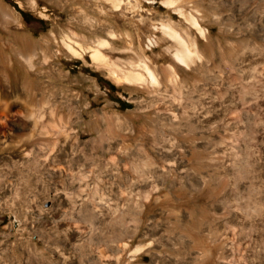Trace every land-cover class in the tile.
Segmentation results:
<instances>
[{"label":"rangeland","instance_id":"374dc122","mask_svg":"<svg viewBox=\"0 0 264 264\" xmlns=\"http://www.w3.org/2000/svg\"><path fill=\"white\" fill-rule=\"evenodd\" d=\"M0 1L17 17L16 24L0 19V72L7 75L0 81V264H78L83 258L96 264L97 247L106 264H264V87L252 82L255 93L243 101L242 85L249 82L231 76L237 67L242 72L264 68V0L176 2L208 30L206 37L163 0H120L118 5L115 0ZM168 18L183 29L185 44L195 39L209 57L201 52L202 59L190 67L177 61L175 39L161 30ZM15 32L37 45L18 43ZM256 32L263 38L253 43ZM144 63L155 72L159 88L166 84L173 92L167 98L186 111L179 113V103L168 108L158 92L150 91ZM37 69L44 76V95L32 94L26 82L27 71ZM48 102L79 108L71 130L81 134L73 142L76 155L88 154L87 139L98 137L93 125L100 110L135 112L129 142H147L154 155L160 154L159 132L171 135L165 145L171 153L165 160L169 176L147 184L139 180L133 187L131 179L150 166L136 171L130 164L102 165L94 182L105 187L99 192L84 188L90 199L104 194L145 204L136 234L118 240L126 242L118 260L109 244L114 233L132 229L127 204L123 219L116 212L95 213L102 221L92 230L67 212L57 167H65L73 140L49 144L34 162L18 153L40 145V126L33 129L20 108ZM224 118L230 121L226 129L219 125ZM49 154H57L55 172ZM86 163L74 166L75 175L84 165L94 168ZM197 235L202 243L193 247Z\"/></svg>","mask_w":264,"mask_h":264},{"label":"bare ground","instance_id":"6f19581e","mask_svg":"<svg viewBox=\"0 0 264 264\" xmlns=\"http://www.w3.org/2000/svg\"><path fill=\"white\" fill-rule=\"evenodd\" d=\"M120 0H115L113 2L114 5H118ZM167 5L173 6L175 10H177L180 14H183L184 17L190 22V24L197 29L196 31L202 37H206L208 30L201 26L200 23L196 20L193 14L190 12H184V8L179 3L180 0H163ZM185 1V0H184ZM189 2V1H188ZM241 4H239L240 6ZM241 8H238L240 11ZM241 12H239L240 14ZM0 19L2 21H11L15 23L14 20H17V17L9 10L8 7L3 5L0 1ZM16 24V23H15ZM161 30L165 36H169L175 39L177 50L175 53L176 60L179 61L181 64L190 67L192 66L191 63H195L198 60L202 59L201 52L204 53L206 57H209L207 49H200V46L196 42L195 39H191L189 43L185 44L183 40L182 28H177L171 19H166L162 22ZM4 31V30H3ZM10 31V30H9ZM11 33V32H7ZM16 33V32H15ZM11 35V34H10ZM29 36V35H28ZM25 34H15L16 41L21 42L23 45L27 46H35L37 45L36 41L31 40ZM187 36V33L185 34ZM31 37V36H30ZM256 37V38H255ZM255 37L253 39V43L259 42V38H263L260 33L256 32ZM259 37V38H258ZM162 38V37H161ZM35 40V39H34ZM246 43L249 42V38H245ZM18 42V43H19ZM4 43V42H3ZM16 44V43H15ZM12 45V44H11ZM174 46V45H173ZM172 47V45L167 46V50ZM74 50V49H73ZM98 51L96 50L95 53ZM15 53V52H14ZM12 55V54H11ZM12 57V56H11ZM4 58V57H3ZM12 59V58H11ZM15 59V58H14ZM18 61V60H17ZM6 62V61H5ZM14 63V62H13ZM19 63V61H18ZM237 64V62H235ZM7 65V62L4 63ZM3 66V65H2ZM8 66V65H7ZM14 66V65H13ZM238 66V64H237ZM143 67L146 69L147 73L150 75L149 84L151 85L150 91L153 92V89L158 92L160 98L163 100L164 103L171 108L173 104L179 103V113L184 111V108H181V103L176 102L174 99L167 98L169 95H172L173 92L167 88L166 84L163 85L162 90L159 88V81L153 69L147 64L144 63ZM171 68H174V65L170 64ZM193 68V67H192ZM42 69V68H41ZM203 74L205 70H202ZM44 72V71H43ZM264 68H258L256 65L253 68H248L246 72H242V69L235 68L233 71L232 79L235 81H239L242 84L244 82H249L244 86L243 91L240 92L239 98L243 101H247L249 96L255 93V89L253 88L254 84H259L264 87V76L263 73ZM128 75H131L128 72ZM26 82L29 88H33L34 91L32 94L36 95V91H40L39 95H44V76L40 69L36 71H27L26 74ZM57 73L51 74L52 79H57ZM139 84L145 87L144 78L142 76H135ZM130 80L132 79L129 77ZM7 80V75L3 72H0V81L5 82ZM173 83H177V78H174ZM179 85V83H178ZM27 86V87H28ZM48 86V85H47ZM148 86V85H147ZM146 86V87H147ZM157 86V87H156ZM51 87V86H49ZM149 87V86H148ZM156 87V88H155ZM182 87V86H181ZM252 87V89H251ZM250 88V89H248ZM247 94V96H245ZM46 97V96H45ZM52 99V98H51ZM249 102V101H248ZM138 103V102H137ZM154 104V103H153ZM82 105V104H81ZM11 104H7L5 107L7 113L12 109ZM29 110L20 108L21 111L27 117H31L32 122L31 127L35 129L36 127L40 126L39 130V147L38 150H26L25 148H21L18 153L24 154L27 156L28 161L34 162L35 159L38 157L40 151H45L48 149V145L52 143H59V144H69L70 140H73L72 143L69 144L68 149V157L66 159L65 167L59 168L57 175L61 177V182H64L62 186L64 197L67 199V203L69 204L68 213L69 217L73 220H77L76 216L79 215V219L83 222L85 226L89 228V230L94 229L97 227L102 219L95 218V213L97 215L104 214L106 212H113L118 213L121 219L124 218L125 212L123 205L127 204V211L131 214L133 219V226L129 232L123 233L118 235V233H114L110 238L112 242L109 244L111 248L113 245V249L111 250L110 255H113L116 260L119 259L121 253L124 251L126 247V242L123 241V244H119L118 240L122 239L125 236L132 237L136 234L138 227L142 224L143 221V213L145 209V204L143 201L138 200L133 202V198L127 197L126 201H120L118 198H107L104 194H100L93 199L85 196L84 188L93 187L95 192H99L105 186L99 182L95 181V177L100 173L103 166H110L112 168H118L119 164H130L136 171L139 168L145 167V165L150 166L148 170L142 171V173H138L136 178L131 179V185L137 187V183L141 180L147 184V181L151 180V178H157V176L161 175L164 178L169 176V168L165 165V160L168 159L170 152V147H165L166 144H169L170 138L169 134H161L159 132L157 138V142L160 143L158 146V152L160 154L154 155L151 153V147L148 146L147 142L142 140H137L135 143L129 142L134 136V129H135V112L127 111L124 113H117L111 112L107 113L104 110H100L99 113H95L97 120L93 125L98 137H90L87 139L86 144H89L90 151L88 154H84V152L80 155H76V148L73 144L74 141L80 137V133L72 132V126L78 120L80 116L79 108H76L74 105H70L68 103H56V102H48L47 104H41L40 106H30L27 107ZM167 108V109H168ZM184 109V110H183ZM81 111V110H80ZM186 111V110H185ZM74 115L75 118L72 117ZM182 113V112H181ZM243 114V113H242ZM180 115V114H179ZM245 116V114H243ZM181 116V115H180ZM104 122V126L100 125V121ZM230 121L226 118L220 121V126L223 129H226L229 126ZM83 127V126H82ZM190 127V125H189ZM85 128V127H84ZM77 132V131H76ZM84 132V131H83ZM42 134V136H41ZM38 143V142H37ZM36 149V148H35ZM25 150V151H24ZM101 152V153H99ZM179 152V151H178ZM180 153V152H179ZM193 153V152H192ZM100 154H102V158H100ZM111 154V155H110ZM178 154V153H175ZM194 154V153H193ZM57 155V154H56ZM55 154L48 155V162L51 164V169L55 172V168L52 166L56 163V156ZM139 156V157H138ZM106 157V158H104ZM125 157V159H123ZM91 161L93 164V169H86L85 165H88L86 161ZM84 161V163L82 162ZM85 164L79 171L82 174L75 175L74 173V166L76 164ZM151 166L153 170H151ZM133 177V176H132ZM112 178V175H108L107 179ZM154 181V179H153ZM130 192H132L130 187ZM111 199H113L111 201ZM133 203H136L135 205ZM228 214V213H227ZM225 217V216H224ZM202 236L197 235L194 243L191 244L193 247H199L202 243ZM98 251L97 259L95 261L96 264H106L103 262V251L101 248H96ZM91 261L86 260L85 258L79 259L78 264H90Z\"/></svg>","mask_w":264,"mask_h":264}]
</instances>
